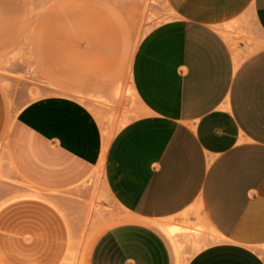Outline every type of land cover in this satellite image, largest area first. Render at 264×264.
I'll list each match as a JSON object with an SVG mask.
<instances>
[{"label": "crops", "instance_id": "crops-1", "mask_svg": "<svg viewBox=\"0 0 264 264\" xmlns=\"http://www.w3.org/2000/svg\"><path fill=\"white\" fill-rule=\"evenodd\" d=\"M164 1L173 19L133 59L138 117L108 138L85 104L46 96L12 118L0 87V139L51 185L103 169L132 219L88 264H175L171 226L191 230L181 255L207 242L186 264H264V0Z\"/></svg>", "mask_w": 264, "mask_h": 264}, {"label": "rangeland", "instance_id": "rangeland-1", "mask_svg": "<svg viewBox=\"0 0 264 264\" xmlns=\"http://www.w3.org/2000/svg\"><path fill=\"white\" fill-rule=\"evenodd\" d=\"M171 19L164 0H0L9 114L67 97L92 110L109 138L140 115L133 59L144 37ZM131 219L100 166L51 185L16 163L8 133L0 139V264H88L100 234ZM205 243L183 250V264Z\"/></svg>", "mask_w": 264, "mask_h": 264}, {"label": "bare ground", "instance_id": "bare-ground-1", "mask_svg": "<svg viewBox=\"0 0 264 264\" xmlns=\"http://www.w3.org/2000/svg\"><path fill=\"white\" fill-rule=\"evenodd\" d=\"M151 35V34H150ZM145 42V41H144ZM107 149V144H105L103 146V152H105ZM36 199V198H35ZM40 200V199H38ZM39 202V201H37ZM159 225V224H158ZM165 226V225H164ZM167 226V225H166ZM165 226V227H166ZM213 230V229H211ZM168 236L169 238L171 239L172 243H173V249H174V254H175V264H183V261L181 260V251H180V246L179 244L177 243V241L174 239V234L177 233V232H185V235L188 231H191L189 230L188 228H181L179 226H171V227H167V229H164L163 230ZM184 234V233H182ZM194 235V234H193ZM195 239V238H194Z\"/></svg>", "mask_w": 264, "mask_h": 264}]
</instances>
